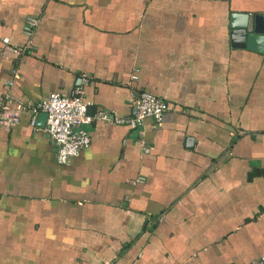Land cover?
I'll list each match as a JSON object with an SVG mask.
<instances>
[{
  "label": "crops",
  "instance_id": "obj_1",
  "mask_svg": "<svg viewBox=\"0 0 264 264\" xmlns=\"http://www.w3.org/2000/svg\"><path fill=\"white\" fill-rule=\"evenodd\" d=\"M234 11L264 14V0H0V108L19 109L0 126V264L264 254V40L231 44ZM29 15L33 48L15 53ZM77 89L107 118L58 163L30 106ZM141 89L166 103L157 126L143 120L147 152L115 121Z\"/></svg>",
  "mask_w": 264,
  "mask_h": 264
},
{
  "label": "built area",
  "instance_id": "obj_2",
  "mask_svg": "<svg viewBox=\"0 0 264 264\" xmlns=\"http://www.w3.org/2000/svg\"><path fill=\"white\" fill-rule=\"evenodd\" d=\"M37 23L34 16H26L22 25V33L25 40L22 45L10 48L7 37H1L3 49L9 47L15 53H25L33 48L30 36ZM13 76H16L15 71ZM134 77V76H131ZM86 80V78H83ZM10 83V80L7 81ZM130 104L132 113L116 117L115 121L124 123L135 129L137 141L144 152L149 146L144 139L143 122L145 117L150 118L149 127L159 124L162 114L166 109V103L156 94L148 90H137L131 92ZM87 102L80 95L79 89L72 95L66 96L57 91H51L45 98L35 101L30 106L29 122L35 126V117L39 110L46 112L44 125L41 130L51 139L55 145V160L58 163H66L71 157L77 155L89 144V134L85 127L93 119H106L107 114L103 110L92 114L86 111ZM19 115V109L0 108V126L14 123ZM130 182H142V176H136ZM249 264H264V254L252 258Z\"/></svg>",
  "mask_w": 264,
  "mask_h": 264
},
{
  "label": "water",
  "instance_id": "obj_3",
  "mask_svg": "<svg viewBox=\"0 0 264 264\" xmlns=\"http://www.w3.org/2000/svg\"><path fill=\"white\" fill-rule=\"evenodd\" d=\"M229 35L231 44L253 46L260 39L264 40V14L234 11L229 15ZM46 112L39 110L35 125L42 127Z\"/></svg>",
  "mask_w": 264,
  "mask_h": 264
}]
</instances>
